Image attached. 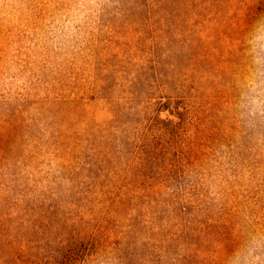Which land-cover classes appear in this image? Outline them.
Masks as SVG:
<instances>
[{
    "label": "rangeland",
    "instance_id": "rangeland-1",
    "mask_svg": "<svg viewBox=\"0 0 264 264\" xmlns=\"http://www.w3.org/2000/svg\"><path fill=\"white\" fill-rule=\"evenodd\" d=\"M69 2L0 0V264H264V0Z\"/></svg>",
    "mask_w": 264,
    "mask_h": 264
},
{
    "label": "clouds",
    "instance_id": "clouds-1",
    "mask_svg": "<svg viewBox=\"0 0 264 264\" xmlns=\"http://www.w3.org/2000/svg\"><path fill=\"white\" fill-rule=\"evenodd\" d=\"M98 6L92 0H70L63 13L50 25V44L57 52L69 54L75 50L87 35V30ZM251 51L255 54L250 70L244 77L246 91L242 96V108L249 126L264 117V25H258L249 40ZM3 83L0 82V87Z\"/></svg>",
    "mask_w": 264,
    "mask_h": 264
}]
</instances>
